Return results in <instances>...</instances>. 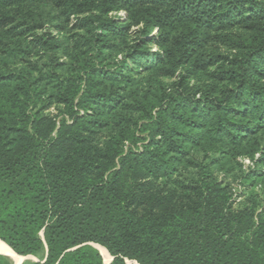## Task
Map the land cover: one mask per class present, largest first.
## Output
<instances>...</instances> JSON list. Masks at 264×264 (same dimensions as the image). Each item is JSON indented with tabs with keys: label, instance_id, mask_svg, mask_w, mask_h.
Returning <instances> with one entry per match:
<instances>
[{
	"label": "trees",
	"instance_id": "trees-1",
	"mask_svg": "<svg viewBox=\"0 0 264 264\" xmlns=\"http://www.w3.org/2000/svg\"><path fill=\"white\" fill-rule=\"evenodd\" d=\"M51 11L58 33L71 19L85 32L81 52L31 69L8 60L30 46L0 58V241L37 259L25 264H103L91 244L110 264H264L256 192L235 209L213 177L238 158L264 164V0H0V31L42 29ZM213 40L237 54L207 55ZM45 44L48 59L63 45ZM219 62L222 90L182 88Z\"/></svg>",
	"mask_w": 264,
	"mask_h": 264
},
{
	"label": "rangeland",
	"instance_id": "rangeland-1",
	"mask_svg": "<svg viewBox=\"0 0 264 264\" xmlns=\"http://www.w3.org/2000/svg\"><path fill=\"white\" fill-rule=\"evenodd\" d=\"M35 16L39 15V10L37 8H33L31 10ZM49 10L46 9L43 13L45 15ZM11 13L17 14L18 18L21 19L27 18L28 15L30 14V10L27 8H18L15 10H12ZM118 17L122 16V13H113L110 14L108 17ZM54 17V13L51 11L49 12L46 20L47 23L42 29L31 31L28 34L24 36H17V37H11L8 35H4V31H0V58L6 57V52L10 48H24L25 46H30L31 50H29L31 53L29 54H24V53H19L17 58L11 59L8 58L9 60V67H15V68H20L25 66L27 69H31L29 64H33L35 67H42L44 65H50L51 63V57L55 58L58 62H66L67 61V56L66 54L68 53H74V52H81V46H77V44L80 42L81 43V38L85 34L84 31L78 30L77 27V22L75 19H71L66 25V29L68 31H64L62 33H58L57 29L53 28V26L57 23L55 21V18L52 20ZM81 18V16H79ZM58 24V23H57ZM240 30H233L229 32L230 38H235L234 35L241 34ZM35 40H40L43 42L44 47L36 46L37 48L41 49H34L32 48L31 44ZM45 42L48 43V45H54L56 42H61L63 45L59 49H56L54 47V50L50 56V59L45 57L43 54L46 53V44ZM65 47V48H64ZM24 50V49H22ZM28 51V49H25ZM155 51L156 49H152ZM206 54H211L216 57H221V56H228V57H233L234 55L237 54V51L233 48L230 47L229 43L225 41H218V40H213L211 43L208 44L206 47ZM225 66V62H219L216 63L210 67H208L205 71L196 74L194 76H191L187 78L182 85V88H188V90H192L191 93L199 92V91H206L208 89V86L210 84H215V86L219 87V91L222 90L225 87L224 82H217L215 81V74L216 72L221 71L222 67ZM37 73H33L32 77L36 75ZM138 74H141L139 72ZM138 75H135L137 77ZM214 76V77H213ZM152 82V81H150ZM162 82L165 84L166 87H174L177 83L178 80L176 78L166 80L163 79ZM199 95H197L198 98ZM42 105H39L34 108V112L38 111L39 108ZM42 108V114L43 116H47L48 118L52 119L56 123L61 120V118L64 116V109L62 106H56L55 104H50L46 105L43 104ZM67 121H70L65 118ZM45 128V125L43 126V129ZM99 137L103 136V134L98 135ZM142 143V142H141ZM141 143H139L137 146L138 148L141 147ZM260 159L259 155H256L254 160H249V159H242L238 158V163L239 165H235V169L231 171L230 173H226L223 169H220L219 167L213 171V177L220 183H222L223 186L227 188V191L230 194L231 197V202L233 204V207L235 209L241 208L243 206V202L245 201L247 194L250 190H254L256 192V200L262 208L264 209V181H259V179H256L253 186L250 187L244 179V175L249 174L253 170H258L260 169L262 173H264V164H256L257 160ZM264 177V176H263ZM264 179V178H263ZM36 258H31L30 260L24 262L29 263V262H34ZM104 264V263H103ZM134 264V263H131Z\"/></svg>",
	"mask_w": 264,
	"mask_h": 264
},
{
	"label": "bare ground",
	"instance_id": "bare-ground-1",
	"mask_svg": "<svg viewBox=\"0 0 264 264\" xmlns=\"http://www.w3.org/2000/svg\"><path fill=\"white\" fill-rule=\"evenodd\" d=\"M96 248L99 251L101 257L103 258V263L110 264L111 257L109 256L107 251L100 246H96ZM0 255L7 258L8 261H10L12 264H23L24 262L32 258V257L23 258L17 256L8 246H6L1 241H0Z\"/></svg>",
	"mask_w": 264,
	"mask_h": 264
},
{
	"label": "water",
	"instance_id": "water-1",
	"mask_svg": "<svg viewBox=\"0 0 264 264\" xmlns=\"http://www.w3.org/2000/svg\"><path fill=\"white\" fill-rule=\"evenodd\" d=\"M91 246L94 247L95 249H97V248H96V245H92V244H91ZM27 257H30V256H27ZM27 257H23V258H27ZM32 258H33V257H32ZM111 261H112V258H111ZM34 262H37V259H35ZM110 263H111V262H110Z\"/></svg>",
	"mask_w": 264,
	"mask_h": 264
}]
</instances>
